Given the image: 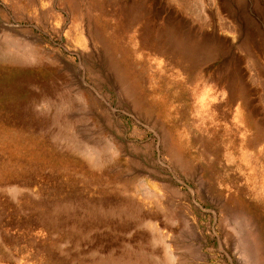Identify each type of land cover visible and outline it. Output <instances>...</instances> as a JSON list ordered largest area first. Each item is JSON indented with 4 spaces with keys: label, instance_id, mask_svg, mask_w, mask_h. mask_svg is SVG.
Returning a JSON list of instances; mask_svg holds the SVG:
<instances>
[{
    "label": "rangeland",
    "instance_id": "rangeland-1",
    "mask_svg": "<svg viewBox=\"0 0 264 264\" xmlns=\"http://www.w3.org/2000/svg\"><path fill=\"white\" fill-rule=\"evenodd\" d=\"M0 264H264V0H0Z\"/></svg>",
    "mask_w": 264,
    "mask_h": 264
},
{
    "label": "bare ground",
    "instance_id": "bare-ground-1",
    "mask_svg": "<svg viewBox=\"0 0 264 264\" xmlns=\"http://www.w3.org/2000/svg\"><path fill=\"white\" fill-rule=\"evenodd\" d=\"M142 2V1H141ZM114 3V2H113ZM144 3V2H143ZM133 4V3H132ZM110 6V5H109ZM129 8V7H128ZM138 7L135 5V4H133V5H131V8L128 10L129 11V20H127V21H130V24L132 25V24H136V23H138V21H139V19H140V16H139V13H138ZM115 12V11H114ZM128 14V13H127ZM126 14V15H127ZM143 16H145L144 14H143ZM142 16V17H143ZM147 16V15H146ZM145 16V17H146ZM148 17V16H147ZM117 20V19H116ZM149 20V19H148ZM112 23L113 22H109L108 23V27H110V24L112 25ZM147 24V23H146ZM129 25V24H128ZM140 25V24H139ZM145 27V26H144ZM140 28V27H139ZM130 29V28H129ZM138 29V28H137ZM151 29V28H150ZM100 32L101 31H105V29H102L101 27L98 29ZM130 30H132L133 31V29H130ZM134 30H136V29H134ZM145 31V30H144ZM146 32V31H145ZM139 34V35H138ZM141 35V32L140 31H136L135 32V34H133V41H132V43H134L135 41H137V39L135 40V38H136V36H140ZM158 35H159V40L160 41H162V43H164L165 45H167L168 47L169 46H171V42H170V38H169V32H168V28L166 27V28H163L162 27V29H160L159 30V32H158ZM177 35H178V31H176L175 29L173 30V33L171 34V39H173V41L174 40H176L177 38ZM131 37V36H130ZM147 37V36H146ZM142 39H143V37H141ZM179 38V37H178ZM126 40L128 41L129 40V38H126ZM130 42V41H129ZM176 42V41H175ZM143 43V42H142ZM141 43V44H142ZM175 46H177V49H176V47L174 48V49H176V50H180V51H182V53H183V57L185 58L184 59V66H186L187 65V63H188V61L190 60H192L193 58H198V57H200L201 56V54H202V49H201V47H198V46H200V44L197 42V45H195V46H190V45H188L187 43H182V42H177V43H175ZM115 47H116V44L114 45V46H112V48H111V51H112V54H114L115 53ZM164 47V46H163ZM162 48V47H161ZM171 51V50H170ZM174 51V50H173ZM175 52V51H174ZM173 52V53H174ZM130 53V52H129ZM110 54V53H109ZM112 54H110V55H112ZM177 54V53H176ZM112 57V56H111ZM194 61V60H193ZM171 66V65H170ZM172 67V66H171ZM170 68V67H169ZM189 68H190V66H189ZM204 67L202 66V67H199V68H197L196 70H195V72H196V74L195 75H193L192 73H191V71L190 70H185V74L187 75V78H186V80H185V83L186 84H191L190 85V87L192 88L191 90L192 91H194V92H197L198 91V89L197 88H199L198 86H199V83L201 82V80H202V77H204L205 76V74L201 71L202 69H203ZM240 69V68H239ZM175 71V70H174ZM175 73V72H174ZM178 73V72H177ZM183 75H184V73H183ZM189 75V76H188ZM177 78V77H176ZM204 79H206V78H204ZM224 80V79H223ZM179 83V82H178ZM206 83L208 84V85H210L211 83H216L215 85H214V89H215V91H217V92H220L221 94L224 92L223 91V89L220 87V84H221V81L220 80H215L214 82H212L211 81V79H209L208 80V82L206 81ZM179 86V85H178ZM180 87H182V83H181V85H180ZM233 87V86H232ZM136 90L135 91H137L138 92V88L136 87L135 88ZM179 88H177V90H178ZM233 90V89H232ZM223 91V92H222ZM136 92V93H137ZM158 92H161L160 90H158ZM177 91H176V89H174V91H173V88H171V92H170V94H174V93H176ZM231 93H233V91H231ZM222 100L221 99H219L218 100V102H220V103H218V105H219V107H222V105L224 104L223 102H221ZM163 107V104L161 105V107H159V108H162ZM171 108L173 109V107L171 106ZM221 113L222 114H225V112H223V111H221ZM223 121H224V119H222Z\"/></svg>",
    "mask_w": 264,
    "mask_h": 264
}]
</instances>
